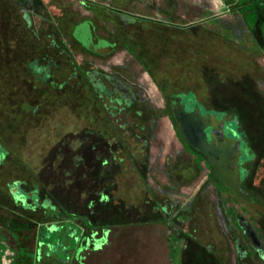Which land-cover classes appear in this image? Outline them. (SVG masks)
Masks as SVG:
<instances>
[{
    "label": "rangeland",
    "instance_id": "374dc122",
    "mask_svg": "<svg viewBox=\"0 0 264 264\" xmlns=\"http://www.w3.org/2000/svg\"><path fill=\"white\" fill-rule=\"evenodd\" d=\"M50 2L47 1L46 8L40 5L37 13H32L18 0H0V136L11 149L7 154L0 140V163L7 154L4 168H0V179L26 178L30 186L26 188L39 184L40 194L57 206V210L48 216L52 220L67 217L72 212L85 213L88 211L86 204L95 192L115 189L111 199L98 207L99 219L95 220V213L88 216L98 225L112 228V246L103 251L109 259L96 254L98 264H172L171 258L175 264H235L231 238L237 231L228 226L222 215L223 204L217 199L220 194L213 186L216 179L207 175L205 166L200 170L192 163L183 162L169 167L176 175L171 181L146 173L151 190L160 201L163 197L154 191L153 184L177 182L178 187L181 186L178 193L175 192L177 186L168 187V192L172 191L164 197L175 203L174 207L191 199V194L197 197L195 209L189 212L190 218L182 219L152 212L153 202L144 188L141 174L136 167L128 165L126 158L120 162L119 170L110 162L101 164L104 155L110 159L105 154L109 134L95 132L99 126L96 116L100 107L91 97L88 75L83 77L78 72L77 65L82 56L60 52L58 46L63 42L62 35L67 34L70 41L74 25L68 24L64 32L57 26V17L65 11L67 3H72L70 9L77 20L86 10L79 0ZM181 3L190 11L194 26L188 31L174 33L181 48L179 57L170 61L168 56H161L160 62L165 66L162 80L166 82L171 77L191 81L187 83L194 86L192 88L206 103L208 113L218 117L226 114L227 130L240 131L244 135L242 162L248 161V172L239 183L261 209L243 202L245 199L233 200L238 194L231 189L221 196H225L229 212L233 208L241 213L243 206V215L251 218L264 236V5L256 8L258 18L251 28L245 25L241 11L233 7L236 1L229 0L226 5L224 0H218L216 6L213 0H181ZM205 8L211 10L210 15L205 16ZM165 33L164 40L170 39L171 35ZM189 52L193 59L186 55ZM120 57L117 53L101 65L108 67L111 61L116 62ZM87 59L90 69L98 66L93 58ZM39 64H46L54 83L65 80L61 89L53 88L49 79L41 80L39 75L44 77L46 71L42 73L44 69ZM148 91L157 98L156 90ZM195 92H180L181 99L177 102L186 110L192 109L200 104ZM202 111L206 113L204 109ZM169 141L153 139L150 155H155L159 148L173 146ZM176 157L172 156V162ZM241 171L245 173V170ZM188 182L191 185L184 187ZM112 199L120 201L115 206ZM24 214L31 217L28 212ZM20 218L30 222L23 216ZM64 225L67 228L68 223ZM62 228L40 229L37 253L44 250L54 258H67L68 249L73 248V241L78 242L80 232L76 233L75 239L71 236V244L64 246L67 230ZM10 242L14 244L12 239ZM178 242L182 246L181 252L175 250ZM17 254L20 264H28V258L39 257L38 254L35 256L36 251L21 250ZM238 264L264 263L258 258H245Z\"/></svg>",
    "mask_w": 264,
    "mask_h": 264
},
{
    "label": "flooded vegetation",
    "instance_id": "af4514ba",
    "mask_svg": "<svg viewBox=\"0 0 264 264\" xmlns=\"http://www.w3.org/2000/svg\"><path fill=\"white\" fill-rule=\"evenodd\" d=\"M47 1L48 3L52 2V0ZM47 1L18 0V3L24 7L28 6L32 13H37L36 10L40 8V5L45 7ZM213 2L215 6L218 4V0H213ZM79 3L86 10L81 13L79 20L73 17L75 13L70 9L72 3H67L65 11L57 17V26L61 32H64L68 24H74L70 32V41L67 34L62 35L63 42L61 45L58 43V46L61 49L60 52L68 51L73 56L75 53L82 56V60L77 66L78 72H81L83 77L88 75L89 89L94 92L95 101L100 107L96 116L99 126L95 132L98 135L109 134L105 154L107 153L110 159L104 155L101 164L107 165L110 162L113 166L115 164L119 170L120 162L126 158L128 165L136 167L141 174L144 188L148 191L149 198L153 202L152 212L163 214L164 217L168 218L169 216H176V218L181 217L182 219L190 218L189 212L195 209L194 202L197 197L195 198L194 194H191V199H186L174 207L173 204L175 205V203L168 202L164 197L172 191L168 192V187L169 189L172 186L178 187V183L153 184L154 191L163 197L160 201L151 190V184L147 180L148 176H164L165 179L171 181L176 175L169 167H174V165L183 162L192 163L200 170L205 166L208 169L207 175H213L216 179L213 186L220 194L217 199L223 204L222 215L226 218L228 226L234 229L233 231L235 229L237 231L231 238L235 251V264L245 258H258L264 263V236L262 232L253 225L254 221L251 218L247 219L243 215V206L241 213L235 212L233 208H231L232 212L228 211L229 206H227L225 196H221V194L229 192L230 188L219 179L208 155L188 140L178 126L172 102L181 99L180 92H195L192 88L194 86H189L187 83H191V81L176 80L171 77L166 82L162 80L165 66L161 64L160 58L166 55L171 61V59L179 57L178 50L181 48L179 47L180 44L176 43L178 39L174 37V33H180L181 30L188 31V28L194 26L191 24L190 11L186 10L185 4H182L181 0H108V2L79 0ZM225 4L228 5L226 2ZM263 5L264 2L257 4L256 8ZM233 7L240 10L236 4ZM210 11L209 8H205V16L210 15ZM83 22H90L93 33L103 41V45L95 46L82 35L75 33L76 27ZM85 25L81 29L82 33L88 30V26ZM165 32L171 35L170 39L164 40ZM68 48L70 49L68 50ZM117 53L121 54L119 60L111 61L108 67L101 65L107 63ZM186 55L193 59V56L190 57L193 55L190 52ZM87 58H93L97 61L98 66L92 69L87 67L89 64ZM193 62L194 60H191V63ZM113 65H116V68ZM137 74L139 77H135ZM148 90H156L157 98H153ZM195 94L197 95L196 92ZM196 100L208 114L209 108L203 99L197 95ZM225 117L228 118L226 114ZM237 134L243 137L244 143H246L244 135L240 131ZM155 138H160L162 141L170 140L169 145L173 142V146L163 147V150L159 148L155 155L151 156V142ZM208 142L211 140L208 139ZM174 155L177 157L172 162ZM6 156L0 163V168H4ZM247 164L248 161L240 163L241 170H245L240 180L248 172ZM189 183L184 187H189L191 185ZM27 186L29 185L26 178L0 179V264H20L17 253L21 250L23 252L36 251V257L38 254V258L33 260L28 258V264H98L97 258H95L96 254H101L103 259H109L108 254L103 253V251L112 246L110 238L112 228L111 226L98 225L99 223L91 221L88 216L91 213L97 214L100 206L98 202L110 200L116 192L115 189L108 192L101 189L95 192V196L91 197L94 204L92 208L87 205L88 211L85 213L75 214L73 212L71 214L74 216L67 215V217H61L59 220L58 218L52 220V217L49 218L48 216L57 210V206L54 204L42 205L49 198L40 194L41 187L39 184H34L31 188H26ZM13 187L16 188L15 191ZM180 187L177 188L176 193L181 191ZM20 190L21 192H19ZM23 192L31 194L33 198L29 196L25 198L26 200H22ZM236 198L244 200L239 195L233 197V200ZM250 199L251 202L246 200L243 202L257 208L252 204V202L257 203V201L252 196ZM112 201L116 206L120 200L112 199ZM22 211L28 212L31 217H26L24 213L22 215ZM66 213L68 212L66 211ZM22 216L29 219L30 222L22 221L20 218ZM99 217L98 214L94 216L95 220ZM85 218H88L87 222ZM66 222L68 223L67 228L64 227ZM59 226H63L62 230H67V233H64V246L71 242V236L75 239L76 233L80 232L78 242L73 241V248L68 249V257L64 259L54 258L55 256L48 255V252L44 250L37 253V236L40 229L50 230ZM244 227H247L249 233L254 230V242L252 237L245 232ZM11 239L14 244L16 242V245L10 242ZM58 239L62 240V237Z\"/></svg>",
    "mask_w": 264,
    "mask_h": 264
},
{
    "label": "water",
    "instance_id": "95a60500",
    "mask_svg": "<svg viewBox=\"0 0 264 264\" xmlns=\"http://www.w3.org/2000/svg\"><path fill=\"white\" fill-rule=\"evenodd\" d=\"M84 25L88 26V30L82 33L81 29ZM75 33L82 35L95 46L104 44L93 33L90 22H83L78 25ZM172 104L175 118L184 136L208 155L215 173L225 185L246 201L251 202L250 197L239 183L242 175L240 163L244 154L241 145L244 143V138L234 131L230 132L227 130V120L224 115L223 117H218L211 112L208 114L204 113L199 103V105H194L190 110H186L184 105L177 101H173ZM208 139L211 142H208ZM13 189L15 191L16 188L13 187ZM252 204L261 209L258 203L252 202ZM244 229L254 242V230L250 227L252 233H249L247 227H244Z\"/></svg>",
    "mask_w": 264,
    "mask_h": 264
},
{
    "label": "trees",
    "instance_id": "16d2710c",
    "mask_svg": "<svg viewBox=\"0 0 264 264\" xmlns=\"http://www.w3.org/2000/svg\"><path fill=\"white\" fill-rule=\"evenodd\" d=\"M233 1H236V6L238 7V9H240L239 11H241V13L243 14V20H244L245 25L247 27H251L252 28L254 26L255 22H256V19H257L256 6H257V4H260V3L264 2V0H233ZM225 2L228 3L229 0H225ZM35 61L37 62V59L36 58H35ZM39 66H43L42 69H44V70H42V73L44 71H46L44 77L41 76V74L39 75V77L41 78V80H44L45 79L44 81H46V80L49 79V82H51L50 85L53 88H55V89H61L62 88V84L65 82V80L62 83H59V84L54 83L53 81H51L52 79L50 77L52 76V74H51V72H50L49 69H46V64H39ZM28 68L33 72V74H36V72H34L33 69L31 67H29V65H28ZM74 75H75V77H77L76 76V73ZM77 84H80V81L78 79H77ZM90 94H91V97L92 98H94V99L96 98L93 91L90 90ZM36 107H37V105H36ZM36 107L34 109H36ZM0 140L2 141V143H3L2 146H4V148H5L6 151H11V149L9 148V146L7 145V143L2 139L1 136H0ZM24 195L25 196L22 197V200L25 199L26 197H29V196L32 197V195L29 194V193H25ZM93 204H94V201L91 198V200L89 201V203L86 204V206L89 205L90 208H92V205ZM25 205L28 206V204H25ZM42 205L43 206L51 205L50 204V199H46L42 203ZM70 215L71 216H74L71 213H70ZM85 219H86V222H87L88 221V218H85ZM176 249L177 250L179 249L178 251H180V252L182 250V247L179 245V242L176 244L175 250ZM178 256H180V253L178 254ZM171 261L173 262L172 264H175L174 259L171 258Z\"/></svg>",
    "mask_w": 264,
    "mask_h": 264
},
{
    "label": "crops",
    "instance_id": "0c3cea01",
    "mask_svg": "<svg viewBox=\"0 0 264 264\" xmlns=\"http://www.w3.org/2000/svg\"><path fill=\"white\" fill-rule=\"evenodd\" d=\"M88 203H89V201H88ZM98 203H100V205H101L102 202L99 201Z\"/></svg>",
    "mask_w": 264,
    "mask_h": 264
}]
</instances>
